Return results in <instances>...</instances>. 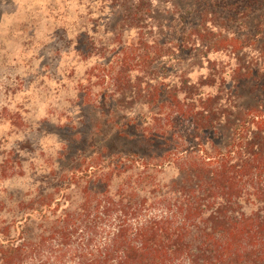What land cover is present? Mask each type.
Wrapping results in <instances>:
<instances>
[{
  "label": "trees",
  "instance_id": "1",
  "mask_svg": "<svg viewBox=\"0 0 264 264\" xmlns=\"http://www.w3.org/2000/svg\"><path fill=\"white\" fill-rule=\"evenodd\" d=\"M115 2L117 46L103 77L114 102L171 110L156 136L171 141L150 160L83 157L62 185L3 200L0 264H264V71L239 57L254 50L262 61L264 0H200L178 44L162 40L152 0ZM185 52L207 58L209 73L167 92L160 70ZM224 52L236 57L234 79L257 80L254 104L224 100V69L210 59Z\"/></svg>",
  "mask_w": 264,
  "mask_h": 264
},
{
  "label": "rangeland",
  "instance_id": "2",
  "mask_svg": "<svg viewBox=\"0 0 264 264\" xmlns=\"http://www.w3.org/2000/svg\"><path fill=\"white\" fill-rule=\"evenodd\" d=\"M115 1L0 0V207L5 199H31L39 188L62 185L63 176L78 170L83 157L103 153L150 160L171 141L156 140L171 110L130 98L114 102L112 82L103 77L117 46L121 10ZM199 1L152 0L164 42L178 44L183 30L199 18ZM254 27L251 23L248 31ZM126 37L132 39L134 32ZM244 53L239 57L246 66L262 68V75L264 56L259 62L257 51ZM194 54L165 60L158 82L167 92L209 73L207 58ZM210 59L224 69V100L254 104L257 80L234 79L236 57L224 52ZM166 176H174L171 167ZM5 212L0 223L8 218Z\"/></svg>",
  "mask_w": 264,
  "mask_h": 264
}]
</instances>
